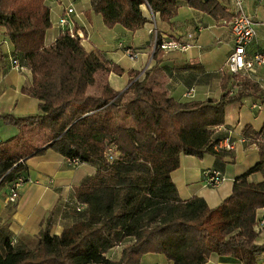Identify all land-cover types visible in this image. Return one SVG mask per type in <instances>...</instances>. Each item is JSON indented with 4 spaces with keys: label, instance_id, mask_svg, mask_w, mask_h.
Returning <instances> with one entry per match:
<instances>
[{
    "label": "trees",
    "instance_id": "trees-1",
    "mask_svg": "<svg viewBox=\"0 0 264 264\" xmlns=\"http://www.w3.org/2000/svg\"><path fill=\"white\" fill-rule=\"evenodd\" d=\"M180 2L220 22L231 17L218 0H89L84 14L99 13L106 27L134 30L146 20L140 5L168 21ZM48 13L44 0H0V33L30 71V83L20 90L38 100L35 113H0L2 122L17 128L0 139V185L25 175V159L46 149L98 166L73 187L80 218L51 234L47 213L31 248L0 239V264H140L145 252L161 253L171 264H202L211 252L254 264L264 251V241H254L255 209L264 207V115L257 130L242 127L256 145L257 160L234 177L230 192L212 207L199 195L182 199L169 176L178 154L218 152L212 143L220 135L213 131L224 121L226 104L240 94L223 90L217 98L175 100L151 88L146 71L133 78L137 71L87 51L67 28L46 45ZM98 69L125 72L128 84L114 90L103 82L89 93ZM106 144L113 145L111 161L104 156ZM251 172L261 178L249 180ZM123 240L118 257H107Z\"/></svg>",
    "mask_w": 264,
    "mask_h": 264
},
{
    "label": "crops",
    "instance_id": "crops-1",
    "mask_svg": "<svg viewBox=\"0 0 264 264\" xmlns=\"http://www.w3.org/2000/svg\"><path fill=\"white\" fill-rule=\"evenodd\" d=\"M218 1L231 12L228 0ZM44 2L49 9L50 22L44 34L46 45L53 42L59 31L72 26L83 34L80 42L87 51L98 50L105 59L117 63L124 70L133 69L138 73L146 71L147 84L175 100L217 98L223 90L230 94H240L239 98L226 104L222 123L224 126L213 131L215 136L228 133L233 147L216 153L204 152L200 157L179 153L178 166L169 172L180 198L194 194L201 196L209 207L218 204L230 192L234 177L257 160L256 145L247 140L241 130L244 124L251 125L255 130L260 127L264 115V65H255L242 73L223 71L233 43L228 26L222 24L220 19H214L183 2L179 3L175 14L168 21L159 20L156 13L154 20L160 35L175 37L190 44L184 51L153 49V33L145 5L140 7L146 20L140 27L128 30L118 23L106 27L99 13L90 11L85 15L89 0ZM242 8L254 21V34L245 46L248 56L254 50L264 47V0H243ZM60 17H64L66 22L59 24ZM125 47L135 51V57L129 58L124 51ZM0 52V113L24 115L37 112L38 100L20 90L21 86L30 83L29 68L22 54L14 51L8 38L1 33ZM12 58L23 67H11ZM129 78L130 75L125 72L116 74L98 69L94 72V81L87 87V92L97 93L103 82L114 90H121L128 84ZM221 78H224L222 85ZM190 87L193 88L192 95H185ZM253 102L259 108H249ZM16 132L15 126L0 119L1 140ZM97 166L94 161L68 164L63 155L51 149L27 157L24 173L29 179L18 186L17 197L13 202H6L7 185H0V239L31 248L36 242L40 220L47 213L50 216L51 234L58 233L79 219L80 213L73 208L76 202L73 187L92 176ZM206 167L221 171L224 178L218 185L211 187L203 183L201 171ZM247 178L257 181L261 176L259 172H251ZM255 218L264 220V207L255 209ZM255 234L256 243L264 241V227L255 230ZM260 263H264V251L256 255L254 264ZM140 264H171V261L161 253L145 252ZM202 264L241 263L235 258L211 252Z\"/></svg>",
    "mask_w": 264,
    "mask_h": 264
},
{
    "label": "built area",
    "instance_id": "built-area-1",
    "mask_svg": "<svg viewBox=\"0 0 264 264\" xmlns=\"http://www.w3.org/2000/svg\"><path fill=\"white\" fill-rule=\"evenodd\" d=\"M229 7L231 11V17L229 19H222L221 23L228 26L232 34V46L230 51L228 52L225 65L223 67V71H228L232 74L234 73H242L244 71L252 69L255 65H264V47L261 49L254 50L250 55L246 56L245 46L251 40L254 34V21L253 19L244 12L242 8L243 0H228ZM148 19L151 23V32L153 33V49H161L162 51L167 50H179L184 51L187 47L190 46L188 42H184L176 39L175 37L163 36L160 35L155 27V18L154 13L148 8ZM66 22L64 17H60L58 20L59 24H63ZM69 34L82 39L84 36L82 33L75 30L72 26L66 27ZM125 53L129 58H133L136 55V52L131 50L128 47L124 48ZM11 67L16 69H21L23 66L15 59H11ZM143 75V71L141 73H137L133 78H140ZM193 88L190 87L185 91V95H192ZM249 108H259V105H256L255 102L250 103ZM223 124L217 125V129H220ZM226 130V128H223ZM230 130H227L229 132ZM233 147V142L230 139V136L227 134L219 136L213 143L212 149L214 151L220 150H229ZM104 156L107 161H111L115 157V152L113 150L112 144H106L104 148ZM20 160V159H19ZM68 164L76 165L81 161L77 157H71L66 159ZM202 181L205 185L208 186H216L223 180V174L221 171L214 167H206L201 171ZM29 177L24 174H15L13 180L7 185V190L5 193L6 202H13L17 197V188L21 185L25 180H28ZM81 205H76V209H80ZM260 227H264V220H257L254 224V229L258 231Z\"/></svg>",
    "mask_w": 264,
    "mask_h": 264
},
{
    "label": "rangeland",
    "instance_id": "rangeland-1",
    "mask_svg": "<svg viewBox=\"0 0 264 264\" xmlns=\"http://www.w3.org/2000/svg\"><path fill=\"white\" fill-rule=\"evenodd\" d=\"M125 122V121H128V119H125L124 118H121V122ZM125 240H123L121 242V244H118V246H115L111 251H108L107 252V257H111V258H117L118 257V254H119V250L120 248L125 244Z\"/></svg>",
    "mask_w": 264,
    "mask_h": 264
}]
</instances>
